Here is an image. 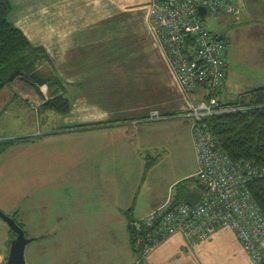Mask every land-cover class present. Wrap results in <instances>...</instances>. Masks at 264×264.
Masks as SVG:
<instances>
[{"label":"crops","instance_id":"1","mask_svg":"<svg viewBox=\"0 0 264 264\" xmlns=\"http://www.w3.org/2000/svg\"><path fill=\"white\" fill-rule=\"evenodd\" d=\"M118 1L10 0L12 11L9 19L23 30L35 46H43L54 64L60 63L63 66L64 82L71 87L74 83V91L84 89V98L89 94L100 95L104 90H112L116 92L112 93L111 98L119 99L120 92H125V99L117 101L111 108L107 106L96 110L94 113L98 114L97 119L86 121L83 115L89 112L80 106L79 110L82 111L76 115L70 114L67 120L64 118L66 121L64 125L115 120L117 122L94 127H117L113 135L117 139L113 137L105 141L96 140L105 143L107 149L116 151L123 141L132 140L131 130L140 129L141 126L137 124L144 121L141 120L143 117L149 115L152 110H159L169 115L166 125L171 129L170 131H167V128L163 129L166 134L162 137L163 142L167 144L170 139L172 142H182L194 156L196 151L193 147L191 118L170 116L178 111L187 112L191 104L201 98L204 91L200 90L190 96L184 93L151 27L149 17L145 16L143 11L128 15L130 24L128 20L126 24L124 22L121 24L119 21H115V24H103L104 11L112 17L114 15L112 9ZM237 2L241 7L238 19L226 15L212 18L221 25L227 36L224 32L218 33L230 41L229 66L220 90V98L229 101L252 89L264 87V0H237ZM26 86L27 88L24 89ZM39 87L44 93V89ZM67 90H71L69 86ZM21 94L26 95L21 96ZM18 95L23 98H28L27 96L30 95L41 99L40 103L43 102L35 86L29 81L19 79L6 85L0 91V129L2 122L4 123L3 114L7 105L12 104ZM69 96L74 98L73 91ZM79 100L81 98H74L71 113L76 112ZM78 118L82 121L75 122L79 120ZM82 128H93V126L78 129ZM4 136L0 134V139ZM145 139L148 140V136ZM154 139L155 144L146 146L142 144L138 149L146 171L156 165L158 162L156 157L160 156V150L164 148L159 145L157 137ZM189 175L192 173L183 177ZM170 199L168 198L163 204ZM163 204L148 210L147 214ZM35 210L37 207L35 206L34 209L32 206L31 211ZM81 210L85 211L80 209L76 218L69 215L62 219L61 215L58 218L51 216L52 223L48 222L49 227L45 232L41 229L30 234L31 242L38 244L35 248L36 258L32 259L30 264L154 263L157 258L155 253L145 258L138 255L133 247L132 235L128 227V215L135 217L132 206L122 209L118 207L116 213L110 209L103 214H91L92 218L88 219ZM7 214L13 216L26 228L24 219L18 212ZM50 214L48 213L47 216L50 217ZM102 215H105L103 219ZM13 235L8 223L0 216V244L3 245L0 258H5V264ZM172 236L165 239L156 251L170 242ZM218 238L215 232L206 240L192 243H196L202 253L206 254L210 249H215ZM211 261L219 262L215 259ZM250 262L249 264H252ZM214 263L209 262V264Z\"/></svg>","mask_w":264,"mask_h":264},{"label":"rangeland","instance_id":"2","mask_svg":"<svg viewBox=\"0 0 264 264\" xmlns=\"http://www.w3.org/2000/svg\"><path fill=\"white\" fill-rule=\"evenodd\" d=\"M150 7L151 0H119L112 9L114 14L112 17L104 11L103 24H115V21L126 24V20L130 24L128 15L143 11L144 15L148 16ZM206 17L211 30L215 33L224 32L221 25L211 16ZM224 34L227 36L225 32ZM40 69L54 71L56 77L62 79L66 95L72 102L74 98H81L82 101H78L76 112L70 111L68 115L62 116L56 111L41 113L39 111L41 99L30 95L23 98L18 95L12 104L7 105L3 114L4 123L1 124L0 134L5 136L0 140L15 139V143L9 145L6 152L3 151L4 153L0 155V208L9 214L18 212L24 219L25 231L29 237L34 231L42 229L45 232L49 227L48 222L52 223L51 216L58 218L61 215L62 219L69 215L76 218L79 210L85 209L81 212H84L88 219L92 218L91 214H103L110 209L116 213L118 207L122 209L132 206L134 218H142L148 210L163 204L168 198L184 200V192L200 188L195 175L198 171L196 155L193 156L191 150L186 149L182 142H172L170 139L165 144L162 140L166 135L163 129L167 128L166 121L169 120V115L161 120L138 123L140 129L131 130L132 140L123 141L116 151H111L105 147V143L96 140L112 139L115 137L113 135L117 127L94 125L93 128L66 130L64 118L67 120L70 114H78L82 111L79 110L81 106L83 110L89 112L86 113L88 117L83 115L86 121L97 119L98 114L94 113L96 110L107 106L111 108L117 101L125 99V92H120V96L118 94L119 99L111 98L112 93L116 92L112 90H104L100 95L89 94L84 98V89L74 91V83L71 87L64 82V68L60 63L56 65L50 58ZM67 85L73 91L74 98L69 96L72 91L67 90ZM26 88L27 86L24 87ZM42 88L46 98L50 97L48 84ZM173 116L182 115L175 114L170 117ZM78 119L75 122L82 121ZM170 130L167 128V131ZM147 136L148 140L145 139ZM155 137L164 148L160 150V156H155L158 161L156 165L146 171L138 149L142 144L144 146L155 144ZM189 173L192 175L183 177ZM32 206L34 209L36 206L37 210L31 211ZM48 213H51L50 217L47 216ZM104 216L102 215V219ZM175 235L159 251L156 250L160 246L152 252L157 255L153 264L250 262L236 234L230 228L223 227L216 231V235L219 236L218 243L215 249H210L206 254L202 253L196 243L179 234ZM15 236L13 235V238ZM37 245L33 242L27 245L25 249L27 264L36 258ZM2 246L0 244V250H3ZM212 259L219 262L211 261Z\"/></svg>","mask_w":264,"mask_h":264},{"label":"built area","instance_id":"3","mask_svg":"<svg viewBox=\"0 0 264 264\" xmlns=\"http://www.w3.org/2000/svg\"><path fill=\"white\" fill-rule=\"evenodd\" d=\"M222 13L238 19L241 7L237 0H151L148 17L180 87L188 96L199 89L204 94L187 112L180 113L191 118L200 199L194 204L170 199L134 220V245L142 257L172 235L194 242L227 227L236 234L251 263L264 264V213L250 189L253 180L264 181V165L232 160L218 145L207 121L234 109L222 107L220 102L229 66V39H217L204 18ZM164 116L168 115L152 110L146 119ZM0 264H5L4 257Z\"/></svg>","mask_w":264,"mask_h":264},{"label":"trees","instance_id":"4","mask_svg":"<svg viewBox=\"0 0 264 264\" xmlns=\"http://www.w3.org/2000/svg\"><path fill=\"white\" fill-rule=\"evenodd\" d=\"M11 11L12 5L10 0H0V91L6 85L16 80L23 79L29 81L30 84L35 86L37 92L42 97L43 102L39 107L41 113L56 111L62 116L68 115L72 108V100L66 95V87L61 78L55 76L48 83L50 97L47 98L40 87L30 78L29 75L41 68L45 62L49 61L50 56L43 46H35L23 30L10 21L9 15ZM220 15L226 14L222 13L217 16ZM217 16H211V18ZM149 21L152 27L153 22L151 18H149ZM212 32L218 39L220 34L215 33L213 30ZM221 39L228 40V38L223 35ZM200 90L203 89H199L198 91ZM220 102L222 107L234 109L212 115L207 119L218 145L222 147L234 161L247 159L259 165H264V87H258L240 94L234 100L225 102L224 99H221ZM176 114H180L179 111ZM163 115L167 114L163 113ZM147 117L148 115L143 118ZM114 122L117 121L110 120L106 122L75 124L64 128L71 130V128L78 129L80 127L111 124ZM14 143L15 139L0 141V153ZM250 189L264 213V181L253 180L250 183ZM189 191L191 190L188 189L184 192V195ZM130 210H132V208ZM128 217V227L132 235L133 247L139 255L134 245V230L132 227V222L137 218L132 217L131 214H129ZM20 225L25 229L24 225ZM12 233L16 235L15 232L12 231Z\"/></svg>","mask_w":264,"mask_h":264},{"label":"water","instance_id":"5","mask_svg":"<svg viewBox=\"0 0 264 264\" xmlns=\"http://www.w3.org/2000/svg\"><path fill=\"white\" fill-rule=\"evenodd\" d=\"M200 10L202 13L205 12V8H201ZM221 38L222 35L218 37V39ZM29 76L37 85L42 87L47 85L56 76V74L39 68L32 72ZM199 199L200 193L197 190L189 191L184 196V200L192 204L198 202ZM0 216L8 223L11 230L16 234V236L11 240L6 264H27L25 259V249L31 242L32 238L26 234L24 227H22L13 216L8 215L1 209Z\"/></svg>","mask_w":264,"mask_h":264}]
</instances>
